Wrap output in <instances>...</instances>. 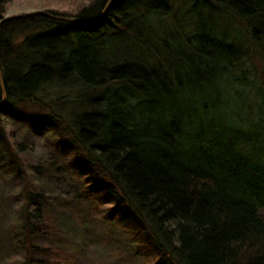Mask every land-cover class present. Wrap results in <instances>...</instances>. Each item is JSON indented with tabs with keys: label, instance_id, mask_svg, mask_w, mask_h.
Here are the masks:
<instances>
[{
	"label": "trees",
	"instance_id": "1",
	"mask_svg": "<svg viewBox=\"0 0 264 264\" xmlns=\"http://www.w3.org/2000/svg\"><path fill=\"white\" fill-rule=\"evenodd\" d=\"M12 1L0 0V21ZM60 1L66 10L45 12L80 22L34 15L0 26V164L8 161L12 181L21 178L19 166L35 181L19 155L31 146L9 124L23 105L30 114L18 119L44 124L56 150L69 155L65 165L97 194L93 212L115 220L140 264H264V202L203 154L206 141L217 147L208 135L220 141L215 118L229 113L238 91L248 90L239 120L250 137L239 138L226 159L234 150L243 159L259 145L251 121L264 124V0H193L191 13L206 9L237 28L228 35H215L216 25L181 33L179 23H168L170 0ZM148 18L168 27L162 48L143 45L151 51L139 61L105 57L129 36L141 39L138 28L145 39L154 35ZM46 88L56 98L44 104ZM199 133L198 145L189 141ZM220 150L212 151L219 163ZM17 192L25 194L10 228L22 260L14 264H75L79 250L60 215L42 208L38 192Z\"/></svg>",
	"mask_w": 264,
	"mask_h": 264
},
{
	"label": "rangeland",
	"instance_id": "2",
	"mask_svg": "<svg viewBox=\"0 0 264 264\" xmlns=\"http://www.w3.org/2000/svg\"><path fill=\"white\" fill-rule=\"evenodd\" d=\"M83 1L78 0L81 3ZM170 1H172L173 8L168 23H179L183 34L199 32L214 25H216L215 35L237 32V28L225 17L218 18L206 9L200 16L191 13L190 7L193 0ZM47 10L63 11L66 7L60 0H13L7 7L5 18ZM217 19L220 20L216 24L213 21ZM147 23L155 36L151 34L145 39L143 32L138 28L137 33L141 39L133 34L128 37V40L117 43L115 49L107 51L104 54L105 57L123 56L127 60L139 61L146 58L151 51L148 47H142L143 45L150 42L154 43L158 49L162 48L160 40L163 39L162 25L164 24L154 18H148ZM171 43L177 45L176 39ZM193 92L190 91V94ZM245 92L248 90L240 93L238 91V96L233 100L234 103H231L227 109L229 113L215 118V123L223 128V132L219 136L220 141L216 139L215 132L211 136L208 135L210 141L213 137L217 147H211L206 141L203 154L209 159L208 162L213 169L221 172L223 177L236 183L248 181L247 190L249 192L246 195L255 202H264V124L260 120L252 119L254 129L257 132L261 131L259 145L251 151L241 152L243 159L238 157L237 150L234 149L235 157L226 159L225 155L228 150H232L231 146L238 145L239 138H245L247 135L250 137V133H246L239 120L247 116L246 104L242 103L243 99L245 100ZM78 93L79 91L76 90L77 95ZM40 94H42L41 100L44 104L56 98V93L51 88H46ZM22 106H15L14 113L20 115L16 116V121L15 118H11L9 124L13 128V136L19 142L24 140L31 146V149H26L19 155L23 159L22 163L25 161V164L32 166L35 181H32L31 172L28 174L22 166H19L17 172L21 178L17 183L13 182L12 171L5 166L8 161L3 159L5 165L0 164V264H14L17 260L22 261L17 256L15 238L10 229L18 222L20 215L16 210L19 206L15 207L16 200L21 199V196L25 194V192L24 194L17 192L19 187L24 191L38 192L42 196V208L60 215L63 226L71 231L73 243L79 250L75 264H140L134 255L136 245L123 234L115 220L104 222L99 215L93 212L92 208L97 203L95 201L97 194H93V190L85 186L84 179L72 167L65 165V160L69 155L56 150V141L51 137L47 128L44 129V124L40 121L25 123L18 119L29 113ZM200 138L201 133L195 134L189 141L198 145ZM3 147L0 144L1 151L6 149ZM215 148H221L220 163L215 160L212 153ZM9 154L11 156L10 151ZM73 158L77 159V157ZM259 213L264 219V205L260 206Z\"/></svg>",
	"mask_w": 264,
	"mask_h": 264
},
{
	"label": "water",
	"instance_id": "3",
	"mask_svg": "<svg viewBox=\"0 0 264 264\" xmlns=\"http://www.w3.org/2000/svg\"><path fill=\"white\" fill-rule=\"evenodd\" d=\"M37 16V15H42V16H46V17H49L51 19H54V20H60V21H72V22H80V20L78 19H65V18H62V17H57V16H53V15H50L46 12H36V13H30V14H25V15H21V16H15V17H6L4 18L2 21H0V26L3 22L9 20V19H14V18H25V17H28V16ZM0 84H1V73H0ZM1 86V85H0ZM1 92H2V102L0 104L3 103L4 101V92H3V89H2V86H1Z\"/></svg>",
	"mask_w": 264,
	"mask_h": 264
}]
</instances>
